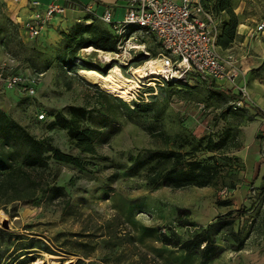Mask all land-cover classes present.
I'll return each instance as SVG.
<instances>
[{
    "label": "rangeland",
    "instance_id": "rangeland-1",
    "mask_svg": "<svg viewBox=\"0 0 264 264\" xmlns=\"http://www.w3.org/2000/svg\"><path fill=\"white\" fill-rule=\"evenodd\" d=\"M230 4L238 20L236 36L228 49L220 50L232 57L238 77L228 83L190 76L187 87L155 86L153 97L144 93L153 85L142 86L151 78L143 81L133 74L134 68H149L146 62L158 52L151 38H139L118 53L92 47L87 52L89 47L77 50L64 37L76 25L89 24L78 16L60 15L34 39L24 31L21 36L10 18H4L0 65L35 83L33 95L21 87L0 85V212L7 225L5 229L0 221V264H48V257L64 264H202L197 254L163 244L161 234L180 242L191 239L228 210L242 206L246 214L233 230L249 233L243 249L225 250L206 264L264 263V169L252 182V172L243 173L237 155L249 137L264 144V115L253 111L257 107L264 113V28L257 30L264 23V0ZM217 17L219 26L229 21L226 12ZM143 44L149 54L133 46ZM114 66L133 80L130 98L80 74L95 71L107 76ZM238 95L247 107L241 103L237 111L230 110ZM139 100L152 103L142 105ZM76 108L83 109L85 117L73 114ZM9 120L78 159L84 169L57 162L49 154L46 167L27 168L22 162L27 147L5 132ZM68 128L95 130L93 155L77 149ZM225 131L231 133L226 151H199L190 157L220 167L215 186L175 190L149 185L143 168L137 175L129 174L130 157L139 155L143 161L144 151L184 154L190 142L208 135L217 140ZM259 159H264V148ZM248 187L253 190L245 200L227 199ZM222 201L230 206H220ZM229 241L218 240L222 246Z\"/></svg>",
    "mask_w": 264,
    "mask_h": 264
},
{
    "label": "trees",
    "instance_id": "trees-1",
    "mask_svg": "<svg viewBox=\"0 0 264 264\" xmlns=\"http://www.w3.org/2000/svg\"><path fill=\"white\" fill-rule=\"evenodd\" d=\"M201 1L203 5L206 8H210L216 16L223 12L227 13L229 21L220 22V34L217 39V44L221 50L228 49L229 45H231L235 39L238 25V20L232 11L230 0ZM64 37L69 45L74 43V48L77 50L92 47L95 50L103 52H117V37L110 27L105 26L96 19H93L88 25H76L72 32L64 35ZM172 87L173 85L171 84L165 85V89ZM180 87L183 88L187 86ZM237 100L243 99L239 96ZM151 103L152 101L149 103L142 102L141 104L149 105ZM242 103L243 108L247 107L244 101ZM136 106L139 107V105ZM237 109L238 108L234 110L230 107V110L233 111H237ZM253 111L259 116L264 115L257 107L253 108ZM84 112L85 111L80 108L72 110L73 114H79L81 117H85ZM4 129L6 133H8V131H10V133L12 132L16 139L27 147V152L22 158V162L27 168H44L46 167L47 158L51 157L57 162L73 164L79 169H84L78 159L61 153L59 149L52 147L46 140L41 141L34 138L15 121H7L4 125ZM209 132L211 133L212 131ZM95 135L96 132L94 129L83 128L77 130L68 128L69 138L75 141L77 149L83 154H94L93 141ZM230 139V131H225L217 140H214L211 135H208L197 141L190 142V149L184 154L177 150L163 152L144 151L145 157L147 158L143 161H141L139 155L129 158L131 161L129 174L137 175L138 171L143 168V170L147 171L146 175L149 185H163L175 190L189 187L206 188L215 186L219 179L220 167L213 162H200L190 157L199 151L221 154V152L231 147L229 143ZM47 154H49L48 157ZM186 156L188 157L187 159L185 158ZM211 160H213V157ZM160 165H166L167 167L165 166L159 169ZM230 186L229 188H234L232 185ZM225 188H227L226 185ZM251 190H253L252 187H250V191ZM219 205L228 207L230 203L228 201H222L219 202ZM245 214L246 211L243 206L238 210H228L205 228L195 233L191 239L180 242L178 239L174 240L172 236L161 234V242L165 245L178 247L185 253H195L198 255L201 263L206 264L217 259L225 250L239 252L243 249L249 233L243 235L241 229L234 231L233 226L236 222H239ZM221 238L229 239L230 245H220L218 240Z\"/></svg>",
    "mask_w": 264,
    "mask_h": 264
},
{
    "label": "built area",
    "instance_id": "built-area-1",
    "mask_svg": "<svg viewBox=\"0 0 264 264\" xmlns=\"http://www.w3.org/2000/svg\"><path fill=\"white\" fill-rule=\"evenodd\" d=\"M37 5L31 3L32 7ZM63 13L64 8L51 3L44 11H33L23 22L22 28L30 39H34L46 29L55 15ZM97 20L109 25L117 37L116 53L125 45L131 46L139 38L149 37L156 44L158 52L146 64L155 63L160 67L148 71L149 75L145 77L151 79H142L148 81L142 86L146 87L149 83L153 85L145 89L144 93L149 97H153L155 86H185L190 76L198 81L211 79L228 83L238 77L232 57L225 56L217 44L220 34L218 17L201 0H128L121 21L112 22L108 10ZM263 28L264 23H261L257 30L261 32ZM133 46L141 47L145 54H149L144 44ZM12 71V68L6 69L4 64L0 65V85L9 89L21 87L28 95H33L35 81L22 79ZM241 103L242 100L233 101L232 109L239 108ZM202 109L200 106L199 110ZM38 118L42 119L43 115Z\"/></svg>",
    "mask_w": 264,
    "mask_h": 264
},
{
    "label": "crops",
    "instance_id": "crops-1",
    "mask_svg": "<svg viewBox=\"0 0 264 264\" xmlns=\"http://www.w3.org/2000/svg\"><path fill=\"white\" fill-rule=\"evenodd\" d=\"M127 1L128 0H0V12L3 11L2 14H4H0V25H3L4 18L6 19L8 17L12 21V24L18 27V31L21 35L24 31L22 30L23 22L33 11H44L51 3H55L64 8V15L78 16L85 22L90 23L93 19L97 20V18L103 15L107 10L111 13L112 22H118L123 18ZM33 2L38 3V5L32 7L31 3ZM6 13L9 15H6ZM63 14L55 15L51 22H58V20H60L58 17ZM51 22L49 24H52ZM105 26L110 27L109 25ZM2 48L3 46L1 45L0 39V63L3 61L2 53L4 50ZM1 88L2 87H0V89ZM263 148L264 144L262 145L261 142L252 141V138L249 137L244 142V148H241L237 152V155L241 159L239 162H241V166L243 167V173H247L245 175H248V172H252V182H256L261 178V172L264 169V159H259L260 152ZM235 158L236 157H234V159ZM231 189L232 190L229 191L233 192L235 190L234 188ZM249 189L248 187L245 191H241V193H233L231 196L227 197V199L230 200V198L238 199L243 197L245 200L247 195H249Z\"/></svg>",
    "mask_w": 264,
    "mask_h": 264
},
{
    "label": "bare ground",
    "instance_id": "bare-ground-1",
    "mask_svg": "<svg viewBox=\"0 0 264 264\" xmlns=\"http://www.w3.org/2000/svg\"><path fill=\"white\" fill-rule=\"evenodd\" d=\"M88 51L92 52L93 49L89 48L87 52ZM96 52H99V51H96ZM105 58L107 59V61L112 60V57L110 55H106ZM154 64L155 63H150L149 68H140V67L134 68L133 74L138 79H144V77L147 76V73H148L146 72V70L153 71L156 68L160 67L159 65H154ZM80 74L88 78L89 81L102 85L105 89H108L111 93H118V91L124 92V93H127L129 97L130 91L134 89L133 80H131L129 77H126L124 75L125 73L123 74L116 66L112 68L109 75L107 76L101 75L95 71H81ZM5 218H6L5 214L3 212H0V221L5 220ZM48 264H64V263H59L57 258L48 257Z\"/></svg>",
    "mask_w": 264,
    "mask_h": 264
},
{
    "label": "water",
    "instance_id": "water-1",
    "mask_svg": "<svg viewBox=\"0 0 264 264\" xmlns=\"http://www.w3.org/2000/svg\"><path fill=\"white\" fill-rule=\"evenodd\" d=\"M3 227L6 229L7 228V225H6V220H3Z\"/></svg>",
    "mask_w": 264,
    "mask_h": 264
}]
</instances>
